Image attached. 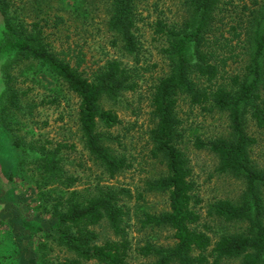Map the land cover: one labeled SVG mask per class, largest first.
<instances>
[{"label":"trees","instance_id":"16d2710c","mask_svg":"<svg viewBox=\"0 0 264 264\" xmlns=\"http://www.w3.org/2000/svg\"><path fill=\"white\" fill-rule=\"evenodd\" d=\"M74 1L80 8L82 0ZM248 2L249 5L240 2L239 13L235 11L238 23L229 28L232 35L218 45L222 52L232 54L236 47L232 39L238 46L241 43L242 67L225 77L221 76L219 63L224 64L226 57L216 53L218 37L213 31L220 0H186L190 16L178 25L155 21L154 32L165 40L161 51L169 68L157 78L150 97L153 118L148 130L150 154L161 159L164 173L148 186L166 194L167 209L158 213L142 211L138 222L140 227L169 228L173 244L156 246L145 241L136 252L149 259L138 264H223L230 260L234 264H264V168L251 160L249 152L255 139L246 132L247 120L264 132V0ZM108 3L105 24L114 34L112 42H119L122 51L137 63L140 45L133 31L134 1L108 0ZM226 3L232 5L233 0L222 1ZM76 12L78 16L86 14L83 8ZM0 13L3 22L0 52H4L6 63L4 91L0 94V127L11 135L12 145L20 153L16 170L25 165L28 152L34 153L30 176L36 208L50 219V229L43 233V241H37L33 258L38 264H131L126 260L129 219L125 218V206L120 203L124 191L112 185H95L91 193L67 190L76 177L67 175L60 167V145L47 148L19 140L12 127L18 124L14 112L19 103L9 70L29 60L37 61L77 96L80 139L108 178L128 168L129 163L108 145L111 136L106 130L117 125L119 119L111 109L101 105V100H115L123 91L132 90L133 71L117 59H107L88 79L77 70L78 62L70 65L49 49L34 22L26 28L8 14L5 3L0 4ZM178 98L203 111L226 114L228 135L196 146H204L216 157L219 172L241 179L244 184L236 200L215 199L206 205L205 214L217 224L214 228L208 226L216 236L214 241L204 230L197 229L199 216L193 208L197 199L192 195L190 168L178 147L182 139L181 121L176 114ZM102 221L116 239L96 242L97 234L91 227ZM222 223L227 227L236 225L237 229L229 231ZM51 243L67 255L50 256Z\"/></svg>","mask_w":264,"mask_h":264},{"label":"rangeland","instance_id":"374dc122","mask_svg":"<svg viewBox=\"0 0 264 264\" xmlns=\"http://www.w3.org/2000/svg\"><path fill=\"white\" fill-rule=\"evenodd\" d=\"M133 1L136 12L133 31L140 45L137 63H134V57L122 51L119 42H112L114 34L105 24L109 13L108 0H82L80 8L86 11L84 17L77 15L76 10L80 8L74 0H0V4L5 3L8 14L17 22H23L26 28L29 29L34 22L49 49L70 65L75 66L78 62L77 70L84 77L90 79L107 59H117L133 71L132 90L123 91L115 100H101V105L111 109L119 119L117 125L106 130L111 136L108 145L114 153L123 154L129 163L128 168L112 178L93 162L80 139L77 96L37 61L11 66L9 73L19 103V109L14 112L18 124L12 127L24 143L47 148L60 145L59 165L67 175L76 177L67 190L91 193L95 185H112L124 191L120 203L125 206V218L129 219L126 260L138 264L149 259L136 252L145 241L156 246L173 244L169 228L140 227L138 222L142 211L158 213L167 209L166 194L148 186L150 181L164 173L161 159L150 154L148 130L153 125L150 97L157 78L169 68L161 51L165 40L154 32V24L161 21L166 25H178L189 18L190 9L186 0ZM222 1L226 0H220L215 10L213 31L218 37L216 53L219 56L223 53L221 58L226 57L224 64L219 63L221 76L225 77L237 73L242 67L241 43L238 46L231 38V43L236 46L232 54L222 52L218 45L232 35L229 28L238 23L235 11L239 13L240 2L248 5L249 2L233 0L231 5L222 4ZM2 27L0 13V38ZM5 64L4 52H0V94L4 91ZM176 112L182 132L178 147L187 158L193 183L192 195L197 199L193 206L199 216L197 229L204 230L214 241L216 236L208 226L214 228L217 224L205 214L206 205L215 199L236 200L244 184L241 179L219 172L216 157L204 146H197L199 142L205 144L208 139L228 135L226 114L216 110L203 111L198 106H190L184 98H178ZM246 132L255 139L250 158L256 166L264 168V132L255 128L250 120L246 122ZM11 141V135L0 127V264H38L33 258L36 254L34 247L38 240H44L42 235L49 231L50 219L36 208L33 178L30 176L34 153L28 152L27 162L16 170L20 153ZM262 197L264 202V188ZM225 227L229 231L237 229L236 225L227 227L224 224ZM91 228L97 234V243L116 239L104 221ZM50 247V256L62 258L67 255L53 243ZM223 264H234V261Z\"/></svg>","mask_w":264,"mask_h":264}]
</instances>
